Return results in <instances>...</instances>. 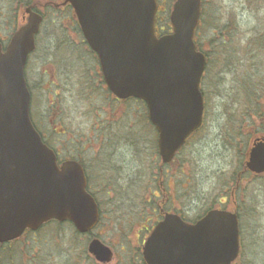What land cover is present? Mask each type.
Wrapping results in <instances>:
<instances>
[{
	"label": "water",
	"instance_id": "obj_1",
	"mask_svg": "<svg viewBox=\"0 0 264 264\" xmlns=\"http://www.w3.org/2000/svg\"><path fill=\"white\" fill-rule=\"evenodd\" d=\"M81 31L97 56L109 90L118 98L143 100L158 132L159 154L169 163L202 123L199 90L205 56L197 51L194 34L201 0H176L170 13L172 33L156 38V0H67ZM27 24L0 44V244L37 231L50 222H70L80 234L98 222L94 200L76 162L58 167L29 117L24 79L34 49L40 17L27 10ZM246 168L264 173V141H256ZM99 263L111 251L99 241L88 245ZM239 253L234 214L210 211L195 225L167 214L142 248L145 264H232Z\"/></svg>",
	"mask_w": 264,
	"mask_h": 264
},
{
	"label": "rangeland",
	"instance_id": "obj_2",
	"mask_svg": "<svg viewBox=\"0 0 264 264\" xmlns=\"http://www.w3.org/2000/svg\"><path fill=\"white\" fill-rule=\"evenodd\" d=\"M36 1L40 3V0ZM173 1L158 0V26L166 31L170 30L169 14ZM206 5L213 10L211 14L217 20L213 19L210 31L205 32L207 39H201L206 41L202 51L210 59L204 76L207 108L203 128L190 139L175 163L163 169V178L159 179L156 135L138 104L130 101L121 106L123 111L114 106L107 111L102 97L96 107L97 114L90 115L86 105H81L82 110L78 112L74 110V104L63 103L64 108L59 106L57 110L59 118L51 123L48 121V125L51 127L53 122L57 125L54 129L58 136L55 138H64H60L59 131L66 129L67 138L76 135L82 144L91 145L88 151L80 154L86 160L93 158L91 164L96 166L91 170L92 175L106 177L105 182L94 181L93 184L94 191L96 186L99 187L97 197L103 221L91 236H79L69 224H51L40 230L35 239L25 236L12 247L16 264H98L87 253L89 238L101 239L112 249L114 258L109 264H142L140 254L144 236H147L145 230L153 228L157 221V203L165 209L182 213L189 221H194L209 208H219L220 201H227L228 209L235 207L234 198L228 193L241 171L242 142L246 133L252 130L247 124L252 123L255 113L245 115L243 109L235 105V111L226 114L224 108L227 103L231 104L230 98L235 99L234 88L237 92L241 89L239 80L245 62L250 70L248 75L258 74L264 83V56L255 49H248L256 27L263 31L264 3L256 0H206ZM17 6V0H0V38L5 43L17 27L12 25ZM51 20L50 17L46 20L44 32H53L54 28L73 32L68 22L54 27ZM233 23L236 30L232 28ZM226 24L228 33L220 35ZM210 39L215 40V48L208 44ZM222 40L229 43L226 50L231 52L233 61H237L236 68L226 70L227 67L221 66V52L215 53L220 51L217 45ZM263 83H258L260 86L254 87L253 93L264 95L260 90ZM239 100H245L241 91ZM263 102L264 99H259L260 104ZM262 109L264 114V107ZM125 135L129 136L128 141L124 139ZM136 142L137 150L133 146ZM100 161H107L108 171L103 173L100 170L97 165ZM153 175L156 178L152 179ZM155 186L163 189L159 199L153 198ZM239 189L237 195L241 202L237 199L238 205L243 215L242 224L247 228H242V258L235 264H264V177L247 175L239 183ZM150 201L151 205L147 204Z\"/></svg>",
	"mask_w": 264,
	"mask_h": 264
},
{
	"label": "flooded vegetation",
	"instance_id": "obj_3",
	"mask_svg": "<svg viewBox=\"0 0 264 264\" xmlns=\"http://www.w3.org/2000/svg\"><path fill=\"white\" fill-rule=\"evenodd\" d=\"M66 1L67 0H40L39 3V1L36 0H17L18 6L16 7L17 9L15 8L14 17L12 19L13 27L15 25L17 27L14 28L11 35L18 28L27 23V10L41 17L42 21L39 31L34 36V51L28 56L25 68V79L30 94L31 121L43 143L54 153L58 165L69 160L76 161L81 167L86 180L87 192L96 198L97 193H99V187L96 186V190L94 191V181L102 183L105 182L106 177L98 174L92 175L91 170L96 166L95 163L91 164L93 158L90 157V159L86 160V158L82 157L80 154V152L88 151L91 145L88 144V146H85L77 140L76 135L72 139L67 138L66 129L59 131L61 132L59 134V136H61L60 138L64 137L65 139L55 138L58 136L56 135V129H54L57 125L55 122L51 124V127L48 125V121L51 123L55 118H59L57 111L59 106L61 109L62 107L64 108V105L74 104V110L80 112L82 110L81 105L83 107L86 105L88 113L90 115H96V107L102 101V97L105 98V104L103 103V105L107 111H109L112 106L121 108L120 110L123 111L121 106L133 101L134 104L136 103L141 107L143 117L146 116L149 126L152 127V125L148 120L145 104L141 100L118 99L108 90L103 79L97 55L89 48L78 25L74 11ZM49 17L52 18L51 24L54 27H56V24L61 25L68 22L71 24L73 32H62L58 28H54L53 32H44L43 26ZM163 31V28H156L157 37L162 35L161 32ZM0 41H2L1 38ZM201 93L206 107V90L205 85L203 84L201 87ZM101 110L103 109L101 108ZM205 114L206 112L204 115ZM259 125L260 127H264V120L262 121L261 119ZM96 130L97 129H95V131ZM152 130L155 132L157 143L158 134L153 127ZM263 130L264 128L262 131ZM262 131L258 134L264 136ZM124 139L128 141L129 136L125 135ZM133 146L137 150L138 142ZM156 157L160 162L157 151ZM106 162L107 161H100V164H97L100 166V170L103 173L109 170L106 166ZM173 163H175V160L171 164ZM162 173L163 168L159 165L158 178L161 177ZM247 175L253 176L246 171L244 164H241V171L236 175V178H234V186L231 188L230 193H228L230 197L234 198L233 203L235 207L233 209H228L230 207L227 208V201H220L218 203V210L233 213L237 217L240 229V248H242L244 241L242 228L246 229L247 226H243L242 224L243 215L238 205L239 195L237 194L240 192L239 183H241L242 178H246ZM154 178L156 177L153 175L152 179ZM162 191L163 189L160 190L159 187H155V190H153L154 198L159 199V195ZM239 201L241 202V199ZM156 206L159 210L158 214L162 219L164 213H166L162 208L163 205L157 203ZM207 212L208 210H205L202 215L194 221H190V223H196L199 219L204 217ZM244 212L246 213V211ZM25 236L35 239L36 233L29 234L26 232L22 235L20 240ZM16 243L17 242L0 246V264H16L15 259H13L14 261H9L7 257V254L12 252V247Z\"/></svg>",
	"mask_w": 264,
	"mask_h": 264
},
{
	"label": "trees",
	"instance_id": "obj_4",
	"mask_svg": "<svg viewBox=\"0 0 264 264\" xmlns=\"http://www.w3.org/2000/svg\"><path fill=\"white\" fill-rule=\"evenodd\" d=\"M256 1H260L262 3H264V0H256ZM207 9L209 10V13L207 11ZM213 11V10H212ZM212 11H210V9L208 8V6L206 5V0H202V13H201V17H200V24L199 27L197 29L196 32V44L198 46L199 50H202L204 47V42L206 41H201V39H207L205 32H209L210 30V26L212 25V20L216 19V17H213V15L211 13H213ZM234 22V21H232ZM235 23L232 24V28H234V30H236V25H234ZM215 25V24H214ZM264 25V24H263ZM228 25L226 24L225 27L223 25V28L220 32V35H223L225 32L228 33L229 29L227 28ZM230 26H231V22H230ZM217 29V28H216ZM216 29L213 30L216 31ZM233 30V29H231ZM211 34H215L212 33ZM206 37V38H205ZM215 40L210 39V42H208V44H210L213 48H215L216 46L214 45L216 42H214ZM255 41H258L255 43ZM228 45V46H227ZM220 49L219 52L215 53V54H219L221 52L222 58H220L221 60V66L222 67H227V69H229L230 67H237L238 63L236 61V63L233 61V56L231 55V52L229 50H226V48H229V43H227L226 41L222 40L221 43H218L217 45ZM257 46V47H256ZM217 47V48H218ZM256 47V48H255ZM255 49L257 50L261 56H264V28L263 31L260 32V29L258 27H256L255 30V34H253V36L251 37V40L248 43V49ZM207 56V69H208V65H209V55L206 53ZM245 65V66H244ZM244 65H242L241 68L244 67L243 70V74L240 76V88L239 91L237 92V88L235 90L236 95L234 96V100H232V98H230V100L232 101L231 104L227 103V105L224 108L225 113L227 114V111L233 112L235 105L240 106L243 110L242 112L247 114H250L251 112L255 113V118L252 119V123L247 124V128L252 129L251 132L247 133V136H245L243 138V145H244V150H243V156L242 159L244 158L245 152H246V148L249 144V141L252 139L253 135H256L259 133V129L255 126L256 124H258L260 122V120L262 118H264V114H262L263 109L262 107H264V102L263 105L259 103V99H264V95L262 94V96L258 95L257 92L253 93V89L255 88H259L260 85H258V83H263L262 82V76H258V74H249V69H248V64L245 62ZM245 70L247 72H245ZM255 84L254 86V83ZM262 91H264V83L261 87ZM240 91L243 93L244 95V102H241L239 100V93ZM256 94V96H254ZM238 97V98H237ZM229 102V99H227ZM50 224H55V226H61V224L58 223H50ZM49 226V225H48ZM47 227V226H46ZM7 257L10 260L15 259V253L11 252L9 254H7ZM14 261V260H13Z\"/></svg>",
	"mask_w": 264,
	"mask_h": 264
}]
</instances>
